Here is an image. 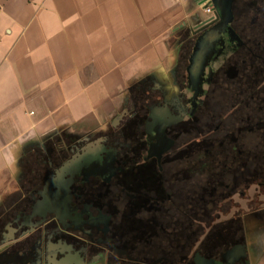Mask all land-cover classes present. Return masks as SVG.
Masks as SVG:
<instances>
[{"label":"flooded vegetation","instance_id":"obj_1","mask_svg":"<svg viewBox=\"0 0 264 264\" xmlns=\"http://www.w3.org/2000/svg\"><path fill=\"white\" fill-rule=\"evenodd\" d=\"M230 19L194 35L179 74L181 104L135 90L134 106L109 135L34 152L24 163L34 173V199L24 193L0 214V236L34 207V240L65 214L61 235L86 260L197 264L201 256L228 264L219 246L236 248L240 234L224 229L242 220L248 190L264 178L256 163L264 141V0H233ZM77 156L84 160L72 176L58 180ZM30 241L8 248L5 263L16 250L29 258Z\"/></svg>","mask_w":264,"mask_h":264},{"label":"crops","instance_id":"obj_2","mask_svg":"<svg viewBox=\"0 0 264 264\" xmlns=\"http://www.w3.org/2000/svg\"><path fill=\"white\" fill-rule=\"evenodd\" d=\"M202 1L0 0V214L21 190L34 152L109 135L134 106L135 90L181 104L186 50L198 27L213 24ZM258 180L239 210L242 220L224 229L238 231L244 247L234 264H264V178ZM20 196L34 199L33 192ZM236 210H228L232 220ZM30 213L4 227L0 258L31 238L30 256L18 264H104L86 260L60 228L34 240ZM234 247L224 243L219 251Z\"/></svg>","mask_w":264,"mask_h":264},{"label":"water","instance_id":"obj_3","mask_svg":"<svg viewBox=\"0 0 264 264\" xmlns=\"http://www.w3.org/2000/svg\"><path fill=\"white\" fill-rule=\"evenodd\" d=\"M232 1L233 0H212V3L214 4V6L216 8V14H217L218 18L224 19L226 21L225 22L226 25H228L231 22L230 21L231 20L230 19V10H231V6H232ZM211 23H213V22H211ZM202 29H204L203 25L201 27H198L196 32H199ZM196 32H195V34H196ZM82 160H84L83 156H77V157H75V159L64 164V166L58 171V174H57L58 180L64 181V177L66 175L72 176V171H73L74 167L77 164H79ZM50 187H51V184H49L47 186V190ZM42 215L44 216L45 214L43 213ZM33 217H34V207H33L32 213L30 214L28 219H32ZM56 219L58 220V228H60L61 231L65 232L66 231V229H65V220H66L65 214H62V213L57 214ZM227 255H228V257L231 258V261L229 259L227 261V263L234 264V262L239 261L241 259V257L244 256V247L242 245H239L236 248H234L232 251H230ZM197 264H216V262L214 260H207V259L199 256Z\"/></svg>","mask_w":264,"mask_h":264},{"label":"rangeland","instance_id":"obj_4","mask_svg":"<svg viewBox=\"0 0 264 264\" xmlns=\"http://www.w3.org/2000/svg\"><path fill=\"white\" fill-rule=\"evenodd\" d=\"M259 156L261 158V160L259 159L258 161L259 162H256V163H259V164H263L264 166V141L262 143V145L260 146V151H259ZM263 160V162H262ZM30 165L34 166V163H30ZM254 165V164H253ZM25 168H28L27 166ZM34 180V173L31 172V171H28V173H24V177L23 179L21 180V183H20V186H21V190L18 191L13 197L10 198V200L8 201V208L11 207V209H14L15 208V205H17L18 203H21L22 201H24L25 197L24 198H20L21 194H29L30 192H28V187L31 186V184L33 183ZM255 188V185L253 186ZM257 187V186H256ZM28 199H31L30 197ZM16 215H14V219L17 217H15ZM22 215H20V218L22 219ZM230 218V215L228 216ZM227 218V217H226ZM226 218H222V220L226 219ZM2 233L4 232V230L1 231ZM26 240L24 239L21 243L25 242ZM18 245V244H16ZM15 245V246H16ZM14 246V247H15ZM23 263H26L27 260L24 258L22 260ZM0 264H6L5 263V260H1L0 259Z\"/></svg>","mask_w":264,"mask_h":264},{"label":"built area","instance_id":"obj_5","mask_svg":"<svg viewBox=\"0 0 264 264\" xmlns=\"http://www.w3.org/2000/svg\"><path fill=\"white\" fill-rule=\"evenodd\" d=\"M204 6L205 12L208 15L207 23H211L217 20L216 8L212 3V0H203L201 3Z\"/></svg>","mask_w":264,"mask_h":264},{"label":"trees","instance_id":"obj_6","mask_svg":"<svg viewBox=\"0 0 264 264\" xmlns=\"http://www.w3.org/2000/svg\"><path fill=\"white\" fill-rule=\"evenodd\" d=\"M264 173V172H263ZM15 250V249H14ZM30 256V253H29ZM12 260V263L18 264L22 261V255L19 253V250H16V252H13L11 256H9ZM1 260H6V256H3L0 258Z\"/></svg>","mask_w":264,"mask_h":264}]
</instances>
